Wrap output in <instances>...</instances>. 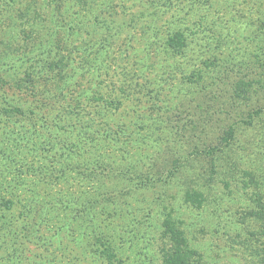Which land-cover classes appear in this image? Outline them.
<instances>
[{
  "label": "rangeland",
  "instance_id": "rangeland-1",
  "mask_svg": "<svg viewBox=\"0 0 264 264\" xmlns=\"http://www.w3.org/2000/svg\"><path fill=\"white\" fill-rule=\"evenodd\" d=\"M165 1L0 0V216L13 220L0 264H264V111L243 123L247 103L232 106L235 139L205 161L168 122L200 86L158 105L148 91L178 61L158 44L173 14L195 37L184 81L209 84L242 58L252 75L229 81L264 85V0H185L163 15Z\"/></svg>",
  "mask_w": 264,
  "mask_h": 264
},
{
  "label": "trees",
  "instance_id": "trees-1",
  "mask_svg": "<svg viewBox=\"0 0 264 264\" xmlns=\"http://www.w3.org/2000/svg\"><path fill=\"white\" fill-rule=\"evenodd\" d=\"M188 3L193 4L195 0H186ZM199 3L208 4V0H197ZM185 0H166L163 4L158 5L159 11L163 15H171L174 13V9L179 7L178 3H183ZM177 4V6H175ZM98 18V17H97ZM96 18V19H97ZM84 22V23H83ZM97 23L106 24L104 20L96 21ZM80 23L87 24V19L82 16L78 18L77 26L79 27ZM80 30V29H79ZM78 30V31H79ZM190 30V29H189ZM188 29L185 31L181 24L175 20V15L173 14L170 20L167 22L166 30L161 31L164 37L159 35L158 44L159 47L165 50L171 56H177L178 61L174 64V72L170 77V82L168 78L160 80L157 85L154 86L155 90L149 89L151 95V103L158 105L156 100L164 96L167 91L176 93L175 97L178 95H184L188 93V90L183 89L182 86L192 85L195 83L201 88V93L199 94V100L192 98L191 102L184 103V100H181L173 108L169 109L171 111V117L168 120L169 124L172 126V130H175L177 133L181 134L183 138L186 136L188 139L190 155L199 158L205 159V161H214L218 153L224 152L225 148L231 147L232 141L235 139V122L234 115L230 112V108L235 104L247 103L249 107L248 114L245 115L243 123H252L255 118V115H261L263 107L257 105L258 99H261V95L264 94V85L262 83V78L257 81V78H253L250 81L237 80L229 81L231 77L230 73L237 75L238 70L241 68L248 71L250 75L251 69L255 68L256 63L248 62L243 64V59L238 58L237 61H231L230 66H227L226 69L218 71L215 76L209 79L210 83L207 84L203 78L199 75L192 73L189 79L184 81V78L180 77L182 68L185 64L193 62L192 57L189 55L190 47L192 46V41L195 40L194 33L190 32ZM189 31V32H188ZM160 40H164V44H160ZM245 60V58H244ZM260 68L263 70L264 76V66ZM210 69V68H207ZM259 70V66L257 68ZM201 75V74H200ZM157 78V76L155 77ZM228 78V80H227ZM208 80V79H205ZM165 85V86H164ZM231 85V88H229ZM236 85V87H235ZM164 86V87H162ZM140 87L139 93L143 97H148L145 92ZM216 91V92H214ZM256 99V102L253 101ZM169 103H166L164 107H168ZM157 107V106H156ZM160 110L161 107H158ZM251 109V110H250ZM149 121L152 125H155V129L159 130L166 125L165 121L160 117L157 119L154 116L150 115ZM238 121V120H237ZM180 159H177L172 164V170L170 171L171 177L174 176V169H176L179 164ZM3 195L2 191L1 194ZM2 197V196H1ZM5 195L0 199V210L8 209L10 206L9 201H5ZM109 201V199H106ZM7 203V204H5ZM264 206L260 205L259 209H263ZM88 216L96 215L97 206L95 203H90L85 207V212ZM257 213V211H254ZM263 214V212L258 211ZM256 214V215H257ZM5 215V214H4ZM4 215L0 216V224L4 227L7 223L13 222V220H5ZM264 217V215H263ZM100 230V226L98 225ZM178 247L177 253L179 256H183L184 259H187L184 255V251ZM102 257L105 260H112L114 257L112 248L106 244L102 245ZM24 254L20 255V258L17 259L18 263L23 257ZM179 256H177L179 258ZM185 261V260H184ZM188 261V260H187ZM41 263L36 261L35 264Z\"/></svg>",
  "mask_w": 264,
  "mask_h": 264
}]
</instances>
